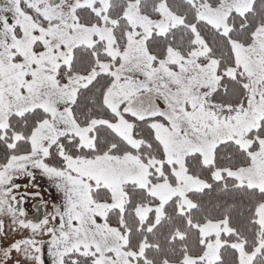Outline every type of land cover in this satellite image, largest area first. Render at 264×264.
Instances as JSON below:
<instances>
[{
	"label": "snow or ice",
	"instance_id": "obj_1",
	"mask_svg": "<svg viewBox=\"0 0 264 264\" xmlns=\"http://www.w3.org/2000/svg\"><path fill=\"white\" fill-rule=\"evenodd\" d=\"M0 264H264V0H0Z\"/></svg>",
	"mask_w": 264,
	"mask_h": 264
},
{
	"label": "rangeland",
	"instance_id": "obj_2",
	"mask_svg": "<svg viewBox=\"0 0 264 264\" xmlns=\"http://www.w3.org/2000/svg\"><path fill=\"white\" fill-rule=\"evenodd\" d=\"M18 182L21 183V184H24L26 182V180L21 179ZM35 183H37V184L40 185L42 195L44 196V198L46 200L49 199V198H52V199H55L56 198L55 190L54 189H51V188H48L46 182L42 178L37 177ZM45 188H48V191H44ZM32 190L33 189H29V191H32ZM35 203H36V201H33V200H28L27 201V207L29 208L30 214L34 211L33 205Z\"/></svg>",
	"mask_w": 264,
	"mask_h": 264
}]
</instances>
